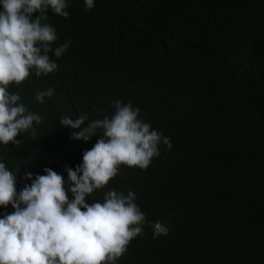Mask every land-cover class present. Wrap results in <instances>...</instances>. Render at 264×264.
Segmentation results:
<instances>
[{
  "label": "trees",
  "instance_id": "16d2710c",
  "mask_svg": "<svg viewBox=\"0 0 264 264\" xmlns=\"http://www.w3.org/2000/svg\"><path fill=\"white\" fill-rule=\"evenodd\" d=\"M94 2L89 10L68 0V18L49 8L52 47H69L60 58L49 53L54 72L9 86L43 118L35 139L29 130L18 145L0 144L17 190L31 183L20 177L46 167L67 180L91 149L61 116L103 119L113 101L133 102L172 148L161 145L146 170L124 165L87 199L133 191L147 220L169 232L153 238L145 224L116 264H264V0ZM48 88L41 104L36 93ZM12 211L0 206V217Z\"/></svg>",
  "mask_w": 264,
  "mask_h": 264
},
{
  "label": "clouds",
  "instance_id": "9594fccd",
  "mask_svg": "<svg viewBox=\"0 0 264 264\" xmlns=\"http://www.w3.org/2000/svg\"><path fill=\"white\" fill-rule=\"evenodd\" d=\"M0 5V144L7 146L18 145L17 137L29 130L35 139L34 125L43 123L42 116L19 103V94L10 92L9 86H21L33 72L39 77L57 70L49 53L60 58L70 41L52 47L58 36L46 22L47 11L51 8L68 18L69 4L68 0H0ZM85 7L93 9L94 0H85ZM53 94L48 88L38 91L35 99L43 104ZM136 106L113 101V114L103 119L61 116L60 124L77 129L72 138L91 148L83 152L75 169H66L67 180L46 167L43 175L33 178L28 172L20 177L31 183L18 191V174L0 161V206L11 205L14 210L0 217V264H116L128 255L130 242L144 234L145 224L152 227L153 238L168 234L166 225L147 220L133 191L125 195L109 190L103 202L87 199L105 188L124 165L146 170L160 156L161 145L172 148L170 137L140 119Z\"/></svg>",
  "mask_w": 264,
  "mask_h": 264
}]
</instances>
